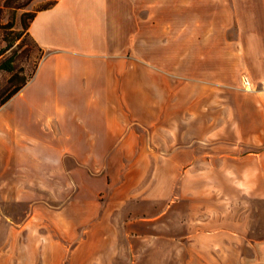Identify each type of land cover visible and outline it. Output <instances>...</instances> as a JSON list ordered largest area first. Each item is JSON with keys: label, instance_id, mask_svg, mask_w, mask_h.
Returning a JSON list of instances; mask_svg holds the SVG:
<instances>
[{"label": "crops", "instance_id": "obj_1", "mask_svg": "<svg viewBox=\"0 0 264 264\" xmlns=\"http://www.w3.org/2000/svg\"><path fill=\"white\" fill-rule=\"evenodd\" d=\"M161 27L167 60V16ZM153 30V0H54L35 13L43 56L0 106L4 202L28 208L3 215L0 264H166L154 256L170 235L217 232L202 226L214 208L229 216L225 235L255 242L195 255L264 264V0L193 13L205 37L191 79L155 78Z\"/></svg>", "mask_w": 264, "mask_h": 264}, {"label": "rangeland", "instance_id": "obj_2", "mask_svg": "<svg viewBox=\"0 0 264 264\" xmlns=\"http://www.w3.org/2000/svg\"><path fill=\"white\" fill-rule=\"evenodd\" d=\"M1 4L6 3L4 6V13L2 15L1 24L4 25V29H0V47L4 46V54L0 56V59L12 61L14 70L13 72L0 71V95L1 90L8 89L20 82L23 79H30V76L34 73L39 61L43 56V51L34 44L33 40L28 35L23 34L20 40H16L12 46L6 48L7 42L11 39L12 31H21L20 18L21 16L30 13H36L37 11L51 6L54 0H0ZM195 12H201L204 15L208 13V0H153V33H154V70L156 79H163L164 76H168V79H191L192 75L197 72L199 74V68H194L192 62L193 56V44L196 39H201L196 44H199L204 40V34L201 30H191L192 27V15ZM169 19V50L168 58L165 60L164 53L160 50V41L164 40V29L161 24L164 25V17ZM205 25H208V20H205ZM223 21L218 20V24ZM7 24H12L11 29L7 28ZM190 27L188 35L183 38V35H178L174 28ZM162 29V30H161ZM194 32V33H193ZM200 32V33H199ZM4 36V42H3ZM207 39V36H206ZM166 65V66H163ZM203 68H201V71ZM222 74L223 69H218ZM230 71L229 69L227 70ZM232 73V71H231ZM9 79H16L12 84L8 82ZM1 98V97H0ZM230 195L233 193H229ZM222 196H226V193H222ZM218 198L221 196L218 194ZM239 209L237 213H239ZM28 212L26 205H16L15 203L4 202V185L0 184V235L4 233V220L3 215L6 213L9 216H15L17 220H23L25 214ZM2 215V216H1ZM226 212L224 208L210 209V215L203 217L202 221L207 220L202 224L206 232L210 229H216L217 232H213L209 235H201L198 239L185 238L182 235H170L171 238L168 242L169 254L163 256H154V262L165 260L166 264H209L207 259L211 258L210 262L215 264H225L227 258L224 254L216 256H203L195 255L194 249L196 247H214L217 249L226 248H251L255 242L253 239H236L231 238L224 234ZM253 216L250 214V218ZM234 224L240 221V216L233 214ZM238 224V223H237ZM255 225V224H254ZM256 237L257 235H248ZM207 254V253H206ZM155 255V254H154ZM214 258V259H212ZM230 260L233 259L234 263H237L236 256L230 255ZM249 258L254 256L249 255Z\"/></svg>", "mask_w": 264, "mask_h": 264}, {"label": "trees", "instance_id": "obj_3", "mask_svg": "<svg viewBox=\"0 0 264 264\" xmlns=\"http://www.w3.org/2000/svg\"><path fill=\"white\" fill-rule=\"evenodd\" d=\"M5 4L6 3H4V2L1 4V1H0V29H4V25L1 24V19H2V15L4 13V6L7 7V5H5ZM34 16H35V13H30V14L26 13L25 15L21 16L20 24H21L22 30L21 31H12L13 36L7 42L6 48H9L10 46H12L16 40H20L23 34L28 35V37H30L32 39V37L29 34L28 28H29L30 22L34 19ZM6 26L9 29H11L13 27L12 24H7ZM21 41H22V39H21ZM3 42H4V36H3ZM33 42H34V44L37 45V43L34 40H33ZM2 54H4V46L0 47V56ZM36 69H37V67H36ZM36 69H35V71H36ZM13 70H14V67H13L12 61H10V60L4 61V59H0V71L13 72ZM35 71H34V73H35ZM34 73L32 74V76H30V79L33 77ZM30 79H23L20 82L16 83L15 85L13 84L12 87L5 89V90L4 89L1 90L2 93L0 95V97H1L0 98V106L5 104L10 98H12L15 94H17ZM15 80L16 79H9L8 82L10 84H12L13 81H15Z\"/></svg>", "mask_w": 264, "mask_h": 264}]
</instances>
